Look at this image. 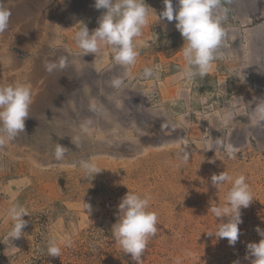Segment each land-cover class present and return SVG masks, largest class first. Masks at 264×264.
Masks as SVG:
<instances>
[{"label": "rangeland", "instance_id": "obj_1", "mask_svg": "<svg viewBox=\"0 0 264 264\" xmlns=\"http://www.w3.org/2000/svg\"><path fill=\"white\" fill-rule=\"evenodd\" d=\"M4 2L12 14L8 29L0 33V87L26 84L33 102L25 131L0 146V172L14 178L27 175L36 189L23 206L29 213L23 217V235L8 238L12 222L0 225V264H137L112 231L120 215L118 205L128 192L149 195L148 210L158 217L157 232L148 239L139 264H252L255 258L247 245L262 239L257 227L264 230V121L256 114L257 101L239 100V94L225 98L220 92L212 98L214 82L208 79L200 82L205 92L198 97L193 118H188L177 104L166 108L156 90L147 99L134 88L126 95L112 86L103 91L94 72L77 74L68 64L48 73L46 63L62 57L55 56L53 38L66 37L82 13L71 15L91 2ZM231 5L239 14L255 7L249 0ZM94 11L93 16L100 12ZM261 20L257 17L244 27ZM171 37L161 45H184L180 32ZM219 49L215 60L233 66L241 62ZM260 77L234 90L245 96L248 89V99L256 95L264 100ZM137 79L142 82L144 77ZM217 139L235 148V158L217 146ZM56 144L68 149L63 160L53 155ZM184 152L189 154L187 162ZM84 161L102 170L87 176ZM221 172L246 176L253 196L249 207L241 209V234L234 246L214 234L227 218H216L210 209L227 203L231 187L212 184V175ZM44 182L54 185L58 197L38 194ZM49 241L61 247L60 257L47 254Z\"/></svg>", "mask_w": 264, "mask_h": 264}, {"label": "clouds", "instance_id": "obj_2", "mask_svg": "<svg viewBox=\"0 0 264 264\" xmlns=\"http://www.w3.org/2000/svg\"><path fill=\"white\" fill-rule=\"evenodd\" d=\"M222 0H178V9L174 10L172 0H164L165 8L160 14L161 18L171 22L176 21L175 27L180 32L185 43L180 49L186 62V70L183 76L187 80H194L197 76L207 75L216 59L217 50L225 38V30L222 26L223 16L220 13ZM96 9H105L99 19V26L89 32L83 25L74 34V42L82 51V55L99 53L104 46H109L114 54L113 59L120 65L133 66L136 63L139 51L137 39L142 36V30L148 23V7L145 0H95ZM175 12V14H174ZM10 8L6 7L4 0H0V33L9 27ZM67 66V58L61 57L58 61L47 62L45 70L48 73L60 70ZM153 68L145 67L144 78H152ZM124 81L114 78L110 84L119 89ZM33 102L32 90L26 84H15L0 87V146L15 140L25 131V121L29 117V108ZM95 111V105L91 106ZM256 114L260 121H264V104L258 105ZM87 129L85 128V131ZM217 146L224 148L229 158H235V148L231 144H224L217 139ZM68 149L56 144L53 153L56 160H63ZM182 159L187 162L189 154L183 153ZM214 162V161H210ZM81 167L87 176L94 177L102 169L95 162L84 161ZM214 186L230 183L231 187L226 195L224 206L211 207V213L216 218H227V222L219 223L215 236L219 239H227L230 246H234L241 234L239 225L243 223L241 209L248 208L253 196L250 186L246 182V176L239 175L235 178L226 172L214 174L211 177ZM150 196H140L128 192L118 205L119 219L113 225L112 231L124 253L131 254L133 260L139 264L145 252L148 239L157 232V214L149 211ZM87 209H90V205ZM11 220V230L8 238L18 239L23 235V229L27 226L24 216L28 211L19 204H13L8 209ZM262 237L259 243L247 245L248 254L255 259L252 264H264V230L256 228ZM71 241L65 242L66 246ZM61 247L55 241H49L47 254L52 257H60Z\"/></svg>", "mask_w": 264, "mask_h": 264}, {"label": "crops", "instance_id": "obj_3", "mask_svg": "<svg viewBox=\"0 0 264 264\" xmlns=\"http://www.w3.org/2000/svg\"><path fill=\"white\" fill-rule=\"evenodd\" d=\"M233 1L240 2L241 0H222L220 13L223 19L221 23L226 35L220 48L222 47V50L226 53L229 52L231 57L234 56L236 60L238 58L241 62H236L233 66L227 64L228 62H222L221 58L214 60L204 77L197 76L191 81L185 79L183 73L187 65L182 51H180L183 46L173 49L168 47L169 49H167L161 45L170 40L171 36L179 34L175 27V20L169 22L160 17L165 8L164 0H145L146 7H148V23L142 30V36L137 39V48L140 54L133 66H123L115 62L114 54L109 46L102 47L96 55L88 54L85 56L76 46L73 39L74 34L83 25L87 26L90 33L94 31L99 26L100 17L106 11L99 9L98 15L93 16L98 12L94 11V9L98 10L94 7L95 0H89L91 2L90 7L86 8L85 6L84 10L71 15L77 17L82 13V16L73 20L71 29L65 32L66 37L53 38L55 56L66 57L69 69L76 71L77 74L94 72L96 75L94 81L103 91L105 87L111 86V80L117 77L124 81L119 91L125 95L131 91V88H134L136 93L142 94L147 99L148 95L156 90L161 103L166 108L169 105L176 107L177 104V107L184 108L183 115H187L188 118H193L192 115L197 110L195 104L200 101L198 97L205 92L199 87L200 82L208 79L214 82L213 89L209 92L212 98L215 97L216 99L219 92L223 93L225 98L228 96L232 98L239 94L237 96L239 100L245 99L252 103L257 101V104L261 105L260 101H264L262 97L252 95L248 99L246 97L248 89H245L246 92H243L245 96H243L240 90H234V86L237 87L243 83L245 85L248 82L253 84V81L255 83L258 80L257 75L264 78V0H249L255 7L253 6L248 14L242 12L239 14L238 11H234L231 5ZM172 2L174 10L178 9V0H172ZM91 7L94 9L89 10ZM257 17L262 18L260 24L250 28L244 27L251 24L253 20H257ZM168 50H171L172 53H168ZM67 52L69 53L67 54ZM216 56L220 57V55ZM145 67L153 68L154 75L152 78H144L141 82L137 78H142ZM100 72L102 73L100 74ZM233 74L236 75L235 79L232 78ZM130 75L131 77H127ZM86 85L88 87V83ZM110 89L111 87H109ZM113 89L115 90V88ZM216 90L218 93H215ZM100 94L97 92L98 97ZM105 98L107 101L111 100L107 94H105ZM34 189L36 187H34L33 180L27 175L14 178L9 175V172H0V225L9 224L11 220L8 209L13 204L24 206L27 203V194ZM37 191L41 196H49V199L58 197L54 185L48 182H44Z\"/></svg>", "mask_w": 264, "mask_h": 264}]
</instances>
